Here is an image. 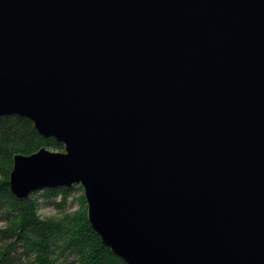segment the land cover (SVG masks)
<instances>
[{
  "label": "water",
  "instance_id": "water-1",
  "mask_svg": "<svg viewBox=\"0 0 264 264\" xmlns=\"http://www.w3.org/2000/svg\"><path fill=\"white\" fill-rule=\"evenodd\" d=\"M23 199L78 183L127 264H264V0H0Z\"/></svg>",
  "mask_w": 264,
  "mask_h": 264
},
{
  "label": "trees",
  "instance_id": "trees-1",
  "mask_svg": "<svg viewBox=\"0 0 264 264\" xmlns=\"http://www.w3.org/2000/svg\"><path fill=\"white\" fill-rule=\"evenodd\" d=\"M41 146L61 150L64 144L41 135L25 116H0V264H62L68 258L73 264H127L88 221L80 184L39 188L23 199L9 189L14 153ZM71 195L78 206L68 210ZM42 204L54 206L57 213L42 215Z\"/></svg>",
  "mask_w": 264,
  "mask_h": 264
},
{
  "label": "rangeland",
  "instance_id": "rangeland-1",
  "mask_svg": "<svg viewBox=\"0 0 264 264\" xmlns=\"http://www.w3.org/2000/svg\"><path fill=\"white\" fill-rule=\"evenodd\" d=\"M68 210H73L78 206V202L77 200L74 198L73 195L69 196L68 198ZM38 212L41 213L42 215L46 216V215H52V214H56L57 210L54 206H49V205H44L42 204L40 206V208L38 209ZM3 225V222L0 221V226ZM70 258L66 259V261H63L62 264H73L72 262L69 261Z\"/></svg>",
  "mask_w": 264,
  "mask_h": 264
}]
</instances>
